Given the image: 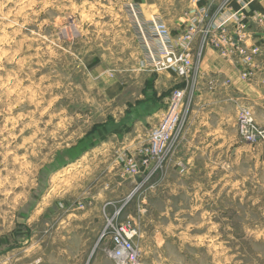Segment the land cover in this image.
Instances as JSON below:
<instances>
[{
    "label": "rangeland",
    "instance_id": "374dc122",
    "mask_svg": "<svg viewBox=\"0 0 264 264\" xmlns=\"http://www.w3.org/2000/svg\"><path fill=\"white\" fill-rule=\"evenodd\" d=\"M230 1L207 0L200 7L199 0H0V264L68 262L56 253L65 244L58 228L69 215L87 210L83 154L90 147L135 148L137 154L147 144L158 119L144 130L128 120L151 110L142 104L160 35L175 41L171 30L183 23L177 39L190 32L198 36L215 27L211 11ZM231 13L238 25L221 28L227 37H241L246 57L233 55L248 71L240 78L249 91L217 88L216 93L201 86L187 93L184 107L186 122L202 113L231 118L236 137L227 167L218 164L191 176L201 187L185 188L181 201L171 192L152 195L162 170L132 176L139 179L132 194L128 179L118 189L114 184L131 178L129 161L124 155L117 166L113 156L108 161L109 177L114 174L117 182L107 200L116 202L113 209L122 208L119 222L135 219L142 264H264V148L243 141L238 130L244 109L264 129V39H243L252 27L241 26L243 13ZM260 27L264 35V17ZM192 46L195 54L198 46ZM161 109L160 119L165 103ZM74 167L77 171H70ZM96 206L101 211V205L90 208ZM113 209L100 212L97 239L80 264H116L108 257L109 238H101Z\"/></svg>",
    "mask_w": 264,
    "mask_h": 264
},
{
    "label": "crops",
    "instance_id": "0c3cea01",
    "mask_svg": "<svg viewBox=\"0 0 264 264\" xmlns=\"http://www.w3.org/2000/svg\"><path fill=\"white\" fill-rule=\"evenodd\" d=\"M206 3L207 0H199L198 5L200 7H205ZM193 4L196 6V2H193ZM232 11L240 15L243 13L242 15L246 18V21H244V29L247 30L248 27H252L247 34H244L243 39L251 38L248 41L254 39V42L260 43V41L264 39V35L259 31V27L263 25L264 17V7L260 1L231 0L226 8L219 9L218 11L213 9L211 11L213 25L215 27L230 26V28L235 29V24L238 25V23L233 18L234 14L231 13ZM232 21H234V23ZM184 26L185 25L182 23L177 30L179 32L183 31ZM253 27L257 28L254 29ZM178 31L171 30V35L176 39V42L178 40L176 38ZM199 41L200 34L195 37L192 46L194 49L197 48ZM235 58L238 59L239 56L236 55ZM236 59L226 58L221 55L218 50L208 48L203 58L199 60L196 65L193 89L196 90L201 86L204 88H206L205 86H211L212 89L216 88L212 90L216 91V93L222 90H235L238 93L249 91L248 85L240 78L238 71V66H240V64H237L238 66L236 65ZM185 86V82L172 70L159 74L150 73L147 78V86L143 96L144 101L142 107H146L145 111L148 110V108H151V110L146 111V115H144L143 118H139L136 115L132 120L129 119V126L133 124L135 127L144 130L146 124L153 121L154 118L158 119L159 122L163 111L161 108L163 107V103L167 102L172 89L176 87L184 88ZM217 88L221 90L219 91ZM116 123H118V121H116ZM234 127L235 125L231 118H227L226 116L203 113L191 114L187 118L179 149L176 150L175 156L172 158L171 162H168L162 170L164 172L163 178L159 183L157 181L153 182V188L157 187L159 189L153 192L152 195L156 196L157 192L161 194L171 192L176 200L182 201L181 193H183L185 188L197 189L201 187L199 181L194 182L195 180L190 179L191 176L199 174L201 171L216 170L218 164H223L224 167H227V158L230 163L234 151L233 137H236ZM103 131L106 132L105 130ZM135 154V148L125 149L123 147H97L96 150L90 147L83 154L81 158V187L85 190L84 198L86 200L85 206L87 210L78 214L69 215L66 225L58 228V230H61L65 234L62 238L65 244L64 249L59 248V251L56 253L68 259L66 264H80L78 259L82 257L85 258V256L87 257V252L90 251L97 239L96 219L102 218L100 214L105 213L103 211L104 207L110 208L111 210L116 203L114 201L112 202L110 198L107 200V197H109L108 195L116 192L115 189L108 192L109 187L117 182L114 179V174L112 175L113 178L109 177L112 171V167L108 164L110 157L113 156L116 160L114 164L117 166L118 159L119 161L122 160L121 158L126 161L134 160ZM92 155H97V157L94 158ZM122 155L125 157L120 158ZM218 156L219 158H217ZM220 159L222 163H217ZM202 163L204 166H201ZM120 165L122 166V163ZM70 171L75 172L77 168H71ZM125 177L127 178L114 185L118 186L119 189L120 186L125 185L128 179L130 182L126 184H129V186L133 185V189L130 191V194H132L136 190V183L139 179L133 178L132 176L131 178L130 176H124L123 178ZM130 194L129 196H131ZM94 204L101 205V211L98 206H96V211L90 208V206ZM108 214H110V211H108ZM130 218L133 219V216H130ZM73 250L80 251V254L72 255L71 252ZM71 259L78 261L71 262ZM39 263L41 264L42 261L39 260L37 264Z\"/></svg>",
    "mask_w": 264,
    "mask_h": 264
},
{
    "label": "built area",
    "instance_id": "2783aa9c",
    "mask_svg": "<svg viewBox=\"0 0 264 264\" xmlns=\"http://www.w3.org/2000/svg\"><path fill=\"white\" fill-rule=\"evenodd\" d=\"M217 27L200 32V41L195 54L191 48L196 37L194 32L184 35L177 42L164 32L160 35L156 51L151 54L153 72L162 73L172 70L185 82L186 86L172 90L165 103L166 109L163 117L148 134L147 144L136 154L139 162L137 163L134 159L125 164L127 174L135 177L142 169H147L146 175L151 177L165 168L183 135L186 123L187 107L185 109L184 107L187 93L193 94L194 92L193 79L196 65L203 58L206 49L214 47L221 55L230 59H234V51L240 58L246 57L241 45V37L234 38L233 35L227 37L225 29ZM238 71L244 79L249 75L248 71L242 69L241 63L238 66ZM238 130L243 141L251 146L263 145L264 148V129L255 123L250 110L242 111ZM262 152L264 153V149ZM121 212L122 208L115 210L112 215L106 214L107 224L101 238L105 236L109 238L111 247L108 250V257L116 264H142L139 259L140 252L136 246V240L140 237V229L134 219L128 222H119L118 217Z\"/></svg>",
    "mask_w": 264,
    "mask_h": 264
}]
</instances>
